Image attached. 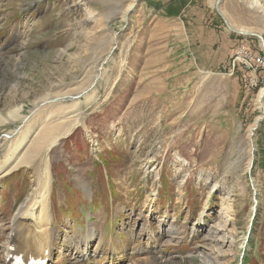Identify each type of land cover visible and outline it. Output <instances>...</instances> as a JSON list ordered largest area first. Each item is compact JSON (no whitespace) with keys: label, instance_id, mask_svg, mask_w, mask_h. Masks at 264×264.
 Here are the masks:
<instances>
[{"label":"rangeland","instance_id":"374dc122","mask_svg":"<svg viewBox=\"0 0 264 264\" xmlns=\"http://www.w3.org/2000/svg\"><path fill=\"white\" fill-rule=\"evenodd\" d=\"M159 1L0 0V159L41 98L95 79L66 104L86 113L85 126L51 151L49 264H84L66 239L88 237L89 222L92 264H264V66L231 63L239 48L263 59L264 48L241 37L231 71L207 74L184 30L157 18ZM211 1L204 13L231 33ZM221 11L264 37V0H223ZM12 103L22 117L6 122ZM33 171L0 181V264Z\"/></svg>","mask_w":264,"mask_h":264},{"label":"bare ground","instance_id":"6f19581e","mask_svg":"<svg viewBox=\"0 0 264 264\" xmlns=\"http://www.w3.org/2000/svg\"><path fill=\"white\" fill-rule=\"evenodd\" d=\"M240 31L253 33L247 30ZM243 57L245 61L239 64H243L246 69H251L253 64H255L254 61L249 56ZM262 62L264 63L263 58ZM89 71H91V68ZM85 78L87 79L83 80L81 84L73 90L66 91V89H61L55 92L54 97L51 96L49 98L48 96H44L41 98L35 110L32 111L34 115L32 117L30 116V118L25 117L23 119L25 129L23 131L21 129L20 132H16L14 135H7L10 137L9 141H13L16 136L17 139L11 146L6 148L7 151L4 159H0V181L6 179L9 175L14 173L15 170H18V168L25 166L34 168L33 172H35L36 182L27 199L18 206L19 208L13 218L11 224L12 230L7 238L9 251L8 254L5 252L7 255L4 257V264H12L14 259L18 256H22L25 261L40 259L42 263L48 262L49 264L54 254V245L57 237L54 234L51 213V201H53L54 198V193H52L53 190L50 189L53 180L51 172V151L60 145L63 138L71 135L77 128L85 126L86 113L79 107L66 106L69 97L72 98L76 95L87 94L86 91L79 92L81 85L85 82L87 85L90 81L87 87L94 90L95 79H92L94 82L90 80L91 74H87ZM263 94L264 91L262 92V95ZM7 110L10 111L9 119H6V122H14L22 117V107H20V105L12 103ZM31 119L33 121L31 125L34 124V126H30L29 128ZM80 178L81 182L79 183L84 185L83 177ZM87 229L88 237L84 236L82 241H76L74 238L76 242L70 239H66V242L68 243L69 250L75 252L81 262H84V264H92L91 258L95 255L91 256L89 249L98 236L96 222H89ZM102 240L103 237L99 239L98 244ZM155 241L160 244L158 239H155ZM141 263L149 264V261L147 259H133L130 260L129 263L126 260H122L110 264ZM99 264L101 263L99 262ZM177 264H184V262Z\"/></svg>","mask_w":264,"mask_h":264},{"label":"crops","instance_id":"0c3cea01","mask_svg":"<svg viewBox=\"0 0 264 264\" xmlns=\"http://www.w3.org/2000/svg\"><path fill=\"white\" fill-rule=\"evenodd\" d=\"M162 1L164 2V0L159 2L161 3ZM204 5L210 8L213 3L211 0H168L158 12L157 18L161 17L160 21L166 22L168 29L178 31L179 35H183L182 30H184L189 41L188 47L189 49L191 48L190 51L192 50L196 56L195 62L198 63V66L207 74L221 76V70L231 71L227 64L231 57V51L240 42L241 37L222 28L214 15L209 16L204 13L202 9ZM178 7H181V9ZM176 10L178 11L176 12ZM251 39L253 40L254 38ZM131 71H133L132 68ZM155 74H157V70ZM233 77L236 78L238 76L234 75ZM230 82H232V87H234L233 84L239 86L236 79H232ZM232 87L227 86V89L229 90ZM223 92H225V87L219 88V95L223 94ZM220 99L221 97L218 101Z\"/></svg>","mask_w":264,"mask_h":264},{"label":"water","instance_id":"95a60500","mask_svg":"<svg viewBox=\"0 0 264 264\" xmlns=\"http://www.w3.org/2000/svg\"><path fill=\"white\" fill-rule=\"evenodd\" d=\"M223 0H216L215 1V4H214V8L216 10V12L218 13V15L222 18V20L224 21L227 29L237 35V36H240V37H250V38H256V39H259L262 43V46L264 47V38L261 34H258V33H248V32H244V31H240L238 29H234V27H231L230 26V23L229 21L226 19V17L224 16V14L222 13L221 11V4H222Z\"/></svg>","mask_w":264,"mask_h":264},{"label":"built area","instance_id":"2783aa9c","mask_svg":"<svg viewBox=\"0 0 264 264\" xmlns=\"http://www.w3.org/2000/svg\"><path fill=\"white\" fill-rule=\"evenodd\" d=\"M239 56H249L251 57V59L254 61L255 64H258L260 66L264 65V63L262 62V58H257L255 56H253L252 54H250V52L245 49V48H239L237 50V52L233 55L232 58V67L235 68L236 65L239 64ZM243 65V64H242ZM234 76V73L232 74Z\"/></svg>","mask_w":264,"mask_h":264}]
</instances>
